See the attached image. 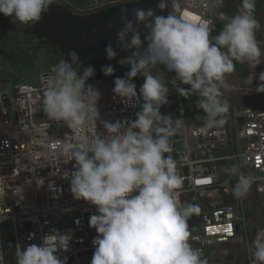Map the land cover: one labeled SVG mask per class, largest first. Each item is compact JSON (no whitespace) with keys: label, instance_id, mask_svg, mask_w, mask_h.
Returning <instances> with one entry per match:
<instances>
[{"label":"clouds","instance_id":"1","mask_svg":"<svg viewBox=\"0 0 264 264\" xmlns=\"http://www.w3.org/2000/svg\"><path fill=\"white\" fill-rule=\"evenodd\" d=\"M50 3L51 0H0V14L27 24L39 21ZM223 3L224 0H210L213 7ZM165 8L170 9L167 16L157 15L152 8L135 9L134 20L123 16L124 26L117 33V47L129 53L119 63L127 64L130 71L114 80L113 93L123 102L138 103L135 120H101V93L88 83L95 69L85 67L75 50H69L67 59L63 57L52 66L41 90V108L48 121L67 126L72 134L83 132L93 121L104 130L103 135L94 138L74 136L73 142L62 149L69 161H75L74 170L65 176H70L74 200L85 201L98 213L89 218V227L97 232L92 241L91 264H208L189 242L188 220L199 207L180 199L183 180L171 155L179 122L171 114L160 112L169 103V88L152 74V69L161 64L173 72L170 83L180 96L198 95L197 106L205 114L206 128L224 124L231 109L222 98L221 89L229 87L226 77L235 71L237 63L253 69L260 65L256 0H241L231 16L217 13L223 28L215 36L214 26L189 22L179 14L181 0H159L156 9ZM105 53L110 61L118 55L111 44ZM101 71L108 77L115 70L109 64ZM137 76L144 79L139 95L132 82ZM254 80L259 81L255 91L264 93V72L255 74ZM45 127L49 128V124ZM226 171L237 177L232 188L234 197L246 196L254 178L241 172L237 164ZM70 240V234L54 231L39 245H17L16 264H67V258L61 260L56 253L68 252ZM251 244L250 264H264V234Z\"/></svg>","mask_w":264,"mask_h":264},{"label":"built area","instance_id":"2","mask_svg":"<svg viewBox=\"0 0 264 264\" xmlns=\"http://www.w3.org/2000/svg\"><path fill=\"white\" fill-rule=\"evenodd\" d=\"M179 14L192 23L214 24L210 0H181ZM51 68L39 76L38 85H0V264H16L17 245H39L54 231L71 236L69 251L56 253L61 260L66 257L67 264H91L93 258L97 232L89 227V218L98 213L85 201L74 200L70 176H65L74 170L75 161H69L62 149L74 136L94 138L104 130L93 121L83 132L72 134L67 126L46 119L41 90ZM152 74L169 88V103L160 112L179 122L171 155L183 180L181 201L199 207L188 220L189 242L205 259L214 246L243 235L248 239V200L264 196V110L230 109L224 124L206 128L204 113H186L183 97L170 83L175 74L158 66ZM124 76L88 81L101 93V120L124 123L136 119L138 103L123 102L113 93L114 80ZM132 82L139 95L143 77ZM234 164L254 178L248 194L239 199L232 193L237 177L226 171Z\"/></svg>","mask_w":264,"mask_h":264},{"label":"rangeland","instance_id":"3","mask_svg":"<svg viewBox=\"0 0 264 264\" xmlns=\"http://www.w3.org/2000/svg\"><path fill=\"white\" fill-rule=\"evenodd\" d=\"M129 1L135 0H95L83 8L73 6L68 0H51V3L60 4L73 14L92 15L103 8ZM240 4L241 0H224L222 5L214 7L215 21H219L217 13L224 12L233 15L237 12ZM256 19L260 24V28L256 33L257 41L262 50L260 65L256 69H253L248 64H241L247 69V83L242 85L240 77L237 73L233 72L226 77L229 87L221 89L222 98L228 101L233 111L248 108L258 111L264 110V93H257L255 91L259 81H253L255 74L258 76L259 73L264 72V5L263 9L257 14ZM27 26V24H22L12 17L0 14V37L4 36V38L10 39V42L13 43L12 47L16 48L17 53L19 52L28 56L33 54L32 48L37 47L40 40L18 29ZM48 48L51 47L48 46ZM50 51L51 53L48 54L47 49L39 50L35 55H32L30 60L24 61L25 64L21 71L13 70L12 66L0 57V85L7 86L18 83L38 85L39 76L61 60L60 54H57L52 49ZM8 73L11 75L5 76ZM6 78L7 85H4L6 83L2 81ZM5 104L9 105V102ZM246 207L248 239L243 235L242 239H237L228 245H217L210 248L209 250L211 251L207 252L205 258L208 264H250L253 250L251 242L258 235L264 234V196H252L249 198L248 206Z\"/></svg>","mask_w":264,"mask_h":264},{"label":"water","instance_id":"4","mask_svg":"<svg viewBox=\"0 0 264 264\" xmlns=\"http://www.w3.org/2000/svg\"><path fill=\"white\" fill-rule=\"evenodd\" d=\"M159 0H135L121 2L106 7L92 15L73 14L60 4L50 3L49 9L42 19L25 28L21 32L45 39L57 47L61 59H67L69 50H75L82 64L87 67H103L105 65H120L119 61L128 57L129 53L117 47V33L124 26L122 17L134 20V10L152 8L157 15L167 16L169 8L163 11L156 9ZM143 38L144 28L139 26ZM111 44L118 55L113 60L106 58L105 48ZM200 110L199 108H195ZM243 119H240L242 122Z\"/></svg>","mask_w":264,"mask_h":264},{"label":"trees","instance_id":"5","mask_svg":"<svg viewBox=\"0 0 264 264\" xmlns=\"http://www.w3.org/2000/svg\"><path fill=\"white\" fill-rule=\"evenodd\" d=\"M68 1H70V3L77 8H83L87 4L95 0H68ZM99 1H103V0H99ZM110 1H117V0H110ZM263 5H264V0H256V12H255L256 16L263 9ZM227 15L231 16L232 14L228 13ZM39 21L29 22L27 23V25L29 26ZM213 26L214 27H213L212 35L215 36L219 31L222 30L223 23L220 20L218 22L215 21ZM38 43L39 45L37 47L32 48V51H33L32 55H35L39 50H44V49H47L48 54L51 53L50 51L51 49L55 51L57 54H60L57 47H55V45L52 42L45 40V39H41ZM12 45L13 43L10 42V39H7V38H4V36H1L0 37V57L3 61H5L6 63H9L12 66L13 70L21 71L23 69V65L25 64L24 61L30 60L32 55L27 56L26 54H22V53L20 54L19 52L17 53L16 48L12 47ZM48 46L51 48H48ZM112 66L114 67V70H115L114 75L108 76V77L103 75L101 71L102 67H94L95 76L92 79L110 78L114 76H119L120 74H126L130 71V68L127 64L112 65ZM157 66L169 72L165 68L164 65L158 64ZM234 72L237 73V75L240 77L242 85H245L248 80L247 69L241 64L237 63ZM169 73H173V72H169ZM9 74L10 73L5 74V76H9ZM6 80L7 78L3 79L2 82L6 83L7 82ZM4 85H7V83ZM197 100H198L197 94H190L187 97H183L186 113L190 115H194L196 113H204L202 110H200L199 112H195V108H198ZM252 217H253V214H252Z\"/></svg>","mask_w":264,"mask_h":264},{"label":"bare ground","instance_id":"6","mask_svg":"<svg viewBox=\"0 0 264 264\" xmlns=\"http://www.w3.org/2000/svg\"><path fill=\"white\" fill-rule=\"evenodd\" d=\"M257 111H258V110H257ZM240 119H241V118H240ZM240 119H239V121H240ZM242 122H243V121H242ZM242 122H241V123H242ZM221 245H226V244H221Z\"/></svg>","mask_w":264,"mask_h":264},{"label":"flooded vegetation","instance_id":"7","mask_svg":"<svg viewBox=\"0 0 264 264\" xmlns=\"http://www.w3.org/2000/svg\"><path fill=\"white\" fill-rule=\"evenodd\" d=\"M40 21H41V19H40Z\"/></svg>","mask_w":264,"mask_h":264}]
</instances>
